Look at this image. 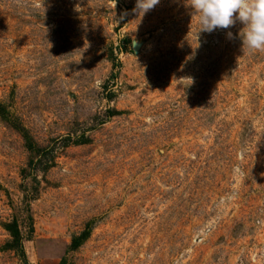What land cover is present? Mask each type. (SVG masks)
I'll list each match as a JSON object with an SVG mask.
<instances>
[{
  "label": "rangeland",
  "instance_id": "obj_1",
  "mask_svg": "<svg viewBox=\"0 0 264 264\" xmlns=\"http://www.w3.org/2000/svg\"><path fill=\"white\" fill-rule=\"evenodd\" d=\"M190 3L0 0V264H264V51Z\"/></svg>",
  "mask_w": 264,
  "mask_h": 264
},
{
  "label": "clouds",
  "instance_id": "obj_2",
  "mask_svg": "<svg viewBox=\"0 0 264 264\" xmlns=\"http://www.w3.org/2000/svg\"><path fill=\"white\" fill-rule=\"evenodd\" d=\"M160 0H136L133 9L139 16L151 11ZM190 7L198 16L199 32L212 33L229 29L239 20L245 25L242 46L264 51V0H191ZM232 39V33H227ZM131 47H138L133 40Z\"/></svg>",
  "mask_w": 264,
  "mask_h": 264
},
{
  "label": "trees",
  "instance_id": "obj_3",
  "mask_svg": "<svg viewBox=\"0 0 264 264\" xmlns=\"http://www.w3.org/2000/svg\"><path fill=\"white\" fill-rule=\"evenodd\" d=\"M0 114H1V109H0ZM24 138L26 140V146L33 156H35V155L36 156L44 155V157L46 156V154H47L46 151L44 149H39L35 145H33L31 140L28 138V135L26 132H24ZM42 163L43 162L40 160L39 164H42ZM32 164H33V161H32ZM44 167H45V169L49 168L48 162L45 163ZM25 209H26V212L28 214V221L31 225L32 224V218L30 216L29 205H27L25 207ZM3 227L8 232V234L11 238L10 241L5 245V247L3 249L14 251L17 254H19L20 256L25 257V252L23 249V236H22L21 226L19 224L18 219L14 218L12 220V222L3 224ZM30 230H32V227ZM86 237H87L86 233H82L80 236L75 237L72 240V244H71L69 249L73 250V251L77 250L82 245V243L85 241Z\"/></svg>",
  "mask_w": 264,
  "mask_h": 264
},
{
  "label": "water",
  "instance_id": "obj_4",
  "mask_svg": "<svg viewBox=\"0 0 264 264\" xmlns=\"http://www.w3.org/2000/svg\"><path fill=\"white\" fill-rule=\"evenodd\" d=\"M138 49H139L138 47H135V48H134L135 51H138Z\"/></svg>",
  "mask_w": 264,
  "mask_h": 264
}]
</instances>
